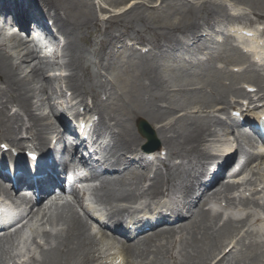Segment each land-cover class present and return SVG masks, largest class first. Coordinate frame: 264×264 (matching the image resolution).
<instances>
[{
    "label": "bare ground",
    "instance_id": "bare-ground-1",
    "mask_svg": "<svg viewBox=\"0 0 264 264\" xmlns=\"http://www.w3.org/2000/svg\"><path fill=\"white\" fill-rule=\"evenodd\" d=\"M222 1L227 0H206L202 5L190 6L178 0H158L159 9L163 13L182 10L186 21L179 25L146 26L144 33L138 27L146 21L145 13L149 9V2L146 0L142 3L134 0L129 11L107 20H101L97 13L94 15L92 0H0V31H4L0 34V146L25 145L15 143L25 119L35 147L40 148L45 142H49L47 135L53 134L57 124L45 112L49 109L56 115L66 106L62 103V98L58 97L61 88L57 84L59 80L72 92L73 98L67 105L79 100L73 108L85 107L96 111L99 100L116 96V108L108 114V119L103 114L98 123H93L91 127V120L85 123V131L90 127L89 133L102 140L101 149L96 150L97 153H107L100 163H95L96 167L103 168L107 173L116 171L117 166L125 168L127 172L123 178L115 175L108 178L115 191L120 190L125 178L130 181L135 192V180L149 182V188L143 197L147 200L148 208L155 207L159 211L156 222L187 219V222L178 227L181 232L175 228L146 234L143 236L144 240L140 237L135 244L113 237L110 234H118V231L112 229L108 216L102 215V218L97 219V211L81 204L89 219L93 220L91 223L80 215L71 202L66 201L61 206L57 204L63 200L60 196L59 199H54L57 193L60 195L63 192L57 184L63 182L64 172L69 168L67 164L60 162L63 173L57 179L61 182H56L51 173H48L49 169H46V181L39 183L41 197H45L50 190L54 194L46 197L50 206L47 205L45 209H42L44 204L32 203L27 196H18L14 189L10 190L0 182V196L4 200L13 201L18 198L25 206L18 218L23 225L22 229L1 238L0 249L21 239L23 230L34 226L36 221L42 226L50 227L47 229H60L45 232V245L39 246L41 258L35 264H110L109 253L114 249L118 250L115 264H213L220 256L223 257L216 264H264V219L239 209L241 206L249 211L252 206L253 209L264 211L263 198L247 197L248 193L258 195L264 191V162L251 168L242 182L231 183V180H227L221 183L220 188L211 191L209 188L216 184L221 174L218 172L210 181L206 178L207 167L220 160V155H214L210 151V144L217 132H225L220 125L229 120L228 112L233 107L230 99L251 97L245 89L238 87L239 83L249 82L257 90V95L264 94V82L258 75L256 63L249 64L240 74L228 69L231 65L245 61L238 48L228 56L216 53L208 63L196 66L198 51L208 50H203V42L212 39L209 29L217 22L219 15L228 12V7ZM229 1L247 7L256 17V22L264 23V0ZM78 15L83 19H78ZM123 17L124 20L128 17L133 19L123 21ZM50 19L54 21L58 34L64 40L62 46L57 45L58 40L54 39L46 22ZM118 19L121 22L117 23L119 31L114 32L119 35L108 36V32L105 37L110 41V47L106 48V40L97 42L92 37L84 39L83 35L92 28L97 31L109 28ZM240 21L235 17L231 19V22ZM249 24L253 25L254 22ZM14 26L21 27L22 32L15 31ZM35 26L44 30L47 40L49 39L48 44L40 43V36L37 37L32 31ZM227 33L228 29L224 28L223 35L227 36ZM189 39L193 44L186 50ZM81 40L85 47L81 46ZM129 42L147 47L149 51L139 54V66L132 85L127 92L118 94L116 88H110L113 82L106 78L104 72L113 66L110 62L111 54L116 52L119 45L128 48ZM51 47H56L57 52L60 50V58L64 63L60 68H52V64L41 61L37 56L38 50L44 53V50ZM180 58L189 59L187 62L190 63L192 72L190 70L191 73L185 74V77L190 78V81L172 88L167 71L162 70L154 61L166 62ZM219 62L223 67L217 65ZM49 67L52 69L49 70ZM63 70L68 74L48 77L50 72ZM178 81L177 78L175 83H179ZM182 95H191V99L186 100L189 103L178 99ZM87 98L92 101L91 107ZM262 108L260 105L255 107L257 111ZM176 113L183 115L176 117ZM221 113L226 115V120L218 117ZM75 114L76 118L81 115L79 111ZM243 116L247 117V114ZM141 120L157 125V134L168 151L165 159L152 161L141 154L139 148L145 141L134 127ZM242 126L238 125L234 132L233 144H238V148L232 145L233 151L226 157L229 162L224 170L228 169L229 177L237 176L250 164L264 158V151L255 148L252 134L248 132L254 131L248 126V131H241ZM66 129L71 131L68 124ZM79 138L82 139L80 135ZM63 139L69 140L68 137ZM76 152H86L89 157L84 162L93 163L92 156L96 153L90 154L83 141L76 147ZM178 160L182 163L177 165L175 162ZM83 167L87 165L83 164ZM149 171L153 172L152 177H149ZM27 181V177L20 178L17 185L32 188ZM260 182L263 184L258 188L249 189ZM175 183H181L185 198L177 206L178 209L169 208L168 212L171 211V214L167 216L162 211L161 202L153 200L166 196L168 198L169 187ZM261 185L263 189L259 192ZM73 195L80 204L79 196ZM211 197L218 200L216 203L226 202L227 207L224 209L230 214H216L214 208H209ZM114 214L124 221V211L114 210ZM153 222L155 221L148 226H153ZM95 224L107 229V232L100 230L95 233ZM185 229L188 230L183 234ZM239 229L247 230L240 239V232L238 233L236 244L228 251L231 243L225 245V241ZM173 243L176 245L172 249ZM0 264H4L1 257Z\"/></svg>",
    "mask_w": 264,
    "mask_h": 264
},
{
    "label": "rangeland",
    "instance_id": "rangeland-1",
    "mask_svg": "<svg viewBox=\"0 0 264 264\" xmlns=\"http://www.w3.org/2000/svg\"><path fill=\"white\" fill-rule=\"evenodd\" d=\"M93 4H94V8L95 10H93L94 15L95 13H97V16L101 19V20H107L111 17H118L120 15H123L126 11H129L131 9V3L134 0H117V1H113V0H92ZM138 1V3H142L145 0H136ZM147 2H149L148 4V10L145 13V17H146V21L145 24L141 23L139 24L138 29L142 32L145 33V31L147 30V27H156V26H162V25H179V24H183L185 18L183 16V12L181 11H165L166 13H163L160 9V3H158V0H154L150 1V0H146ZM178 1H182V4H186V5H193V4H197V5H202V3H204L206 0H201V1H193V0H178ZM225 4H232L234 6H236L237 8L240 9H248L247 7L243 6V5H236L233 2L227 0L224 1ZM96 11V12H95ZM105 12V13H103ZM142 13V12H141ZM83 19L82 17H80L78 15V19ZM130 19H133L131 17H128L124 20V17L122 18L123 21H128ZM80 21V20H79ZM92 21V20H91ZM118 20H115V22L111 25V27L109 28H103L102 30H91L89 32H87L85 35H83L84 39H86L88 37H93L96 41H101L104 40L105 37L107 36V33L109 32L108 36H116L114 33V30L117 32L118 30ZM121 23V22H120ZM133 25V24H132ZM123 32V31H122ZM59 44V43H58ZM82 45H84V42H81ZM46 53H40V50H38V57H41V59H43V57H47V59H45L46 63L52 64L53 67H60L63 64V61L58 58L59 54L56 53V49L55 48H47L46 50H44ZM137 55L133 54L132 52H124L119 56L116 57V59L113 62V67L111 68V70H109L108 72V78L114 82L117 87H119L123 92H127V90L129 89V87L132 85L133 80L135 78L138 66H139V61L137 60ZM157 63V65L162 69V70H166L168 73V77L170 78V86H179L182 84L187 83L188 81H190V78H186L185 74L189 73V71L191 70L189 65L184 64L183 62H181L180 60H173V61H163V62H158L157 60L154 61ZM58 74H60V72H56ZM106 74V73H105ZM53 75V74H52ZM66 75V73H65ZM54 77V76H53ZM185 77V78H182ZM179 79V83H175L176 79ZM181 78V79H180ZM57 83H59L61 85V90H63V88L66 86L65 84L63 85V81H57ZM64 93V92H63ZM60 95V92H59ZM70 94L67 95V97H69ZM178 99L181 102H186L189 103L186 100H190L191 99V95H182L179 96ZM64 101H68V98H66V94L64 93L63 96V100ZM116 108L115 105V100H113L110 104L105 106V111L111 112L113 111V109ZM194 108V107H192ZM191 108V109H192ZM47 115H50V117H53L52 114H50V111H46L45 112ZM179 113V112H178ZM177 114V113H176ZM175 114V115H176ZM183 115V113L177 114L176 117H179ZM56 123H59L58 118H55ZM145 121V120H144ZM146 123L148 121H145ZM149 124V122H148ZM135 126V124H134ZM151 126V124H150ZM153 126V125H152ZM157 125H154V128L156 129ZM153 128V127H152ZM223 128V127H222ZM224 129V128H223ZM226 130V129H225ZM25 131H26V127H25ZM155 131V130H154ZM156 132V131H155ZM24 136V135H23ZM156 136L157 139L160 142V137L157 135L156 132ZM22 138V137H19ZM264 160H260L257 163H253L251 164L248 168L244 169L241 174H239L238 176L232 177V178H228V176H226V174H224L223 176H221V178L219 179V181L212 187L213 189L215 188H220L219 186H221V183L227 181V180H231V183L235 182H242L243 178L247 175V173H249L251 168H255V166L263 163ZM229 180V181H230ZM259 185V184H257ZM263 187V185H262ZM211 188V190H213ZM254 187H251V189H253ZM178 195V191L175 192ZM251 196V194H250ZM253 198V197H251ZM258 198V197H257ZM73 205H75L73 203ZM223 207H226V203L224 202ZM78 210V207H77ZM249 211H254L252 209V207L249 208ZM260 216H263V213L260 212ZM46 231V226H36L34 227L31 231H27L23 237V239L19 240L18 242H16L14 245H6L1 253V255H5L8 258H11L12 260H10L11 264H20L21 261H23L24 264H33L34 258H38L40 256V250L38 248V244L41 242H44V234ZM237 231L234 232L233 236L225 241V245H228L230 243H232V239L235 237ZM243 235V234H242ZM131 242H135V239H132ZM233 245L235 244V241H233L232 243ZM223 256H220L218 258L217 261L213 262V264H216Z\"/></svg>",
    "mask_w": 264,
    "mask_h": 264
}]
</instances>
